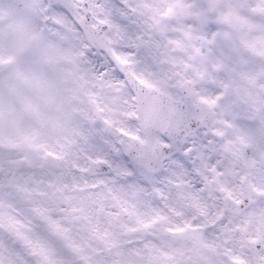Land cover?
Segmentation results:
<instances>
[{"label": "snow or ice", "instance_id": "1", "mask_svg": "<svg viewBox=\"0 0 264 264\" xmlns=\"http://www.w3.org/2000/svg\"><path fill=\"white\" fill-rule=\"evenodd\" d=\"M176 6L201 23L217 14L216 22L227 30L205 41L209 55L202 60L212 58L214 69L227 73L221 85L225 92L264 111V0H208L206 8L195 10ZM39 10V0L0 5V264H217L221 251L234 246L244 258L231 264H264V182L244 185L239 192L220 186L225 204L211 223L222 225L229 244L207 242L200 226L187 220L158 228L170 223V215L181 214L153 209L143 188L101 187L76 175L73 137H87L72 127L74 113L86 115L90 106L102 109L77 54L44 46L41 30L32 23ZM221 36L227 47L217 54L211 46ZM115 60L129 65L127 57ZM139 84L153 88L143 79ZM219 100L203 102L212 107ZM143 103L147 113L158 111L157 98L146 95ZM237 140L243 147L234 154L245 169L257 166V156L264 162V128L238 133ZM244 148L250 150L247 157Z\"/></svg>", "mask_w": 264, "mask_h": 264}, {"label": "clouds", "instance_id": "2", "mask_svg": "<svg viewBox=\"0 0 264 264\" xmlns=\"http://www.w3.org/2000/svg\"><path fill=\"white\" fill-rule=\"evenodd\" d=\"M8 2L0 0V5ZM180 4L195 10L206 8L208 0H39L32 23L41 30L44 46L77 54L79 69L102 109L90 106L86 115L74 113L72 127L87 137H73L76 175L101 187L143 188L153 209L181 214L170 215V223L158 228L187 220L200 226L207 242L230 244L223 241L222 225L211 223L225 204L219 188L239 192L244 185L264 182V162L258 156L250 170L234 154L243 147L238 133L264 128V111L225 92L221 85L227 73L216 71L212 58L202 60L209 55L205 41L227 26L211 13L201 23L185 15L176 6ZM61 35L69 38L61 40ZM261 36L253 33L254 38ZM211 47L220 54L227 42L217 37ZM116 55L127 57L129 65H119ZM141 79L153 88H144ZM146 95L159 101L154 114L145 110ZM218 96L215 106L203 102ZM52 143L56 150V140ZM249 151L243 149L245 157ZM200 208L206 215H200ZM235 258H244L238 246L221 251L216 260L231 264Z\"/></svg>", "mask_w": 264, "mask_h": 264}]
</instances>
